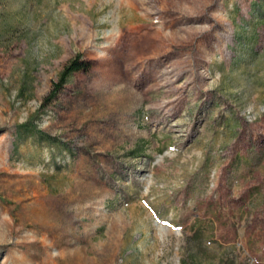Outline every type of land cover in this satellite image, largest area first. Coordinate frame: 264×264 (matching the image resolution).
Listing matches in <instances>:
<instances>
[{
	"label": "rangeland",
	"instance_id": "obj_1",
	"mask_svg": "<svg viewBox=\"0 0 264 264\" xmlns=\"http://www.w3.org/2000/svg\"><path fill=\"white\" fill-rule=\"evenodd\" d=\"M0 264H264V0H0Z\"/></svg>",
	"mask_w": 264,
	"mask_h": 264
},
{
	"label": "trees",
	"instance_id": "obj_2",
	"mask_svg": "<svg viewBox=\"0 0 264 264\" xmlns=\"http://www.w3.org/2000/svg\"><path fill=\"white\" fill-rule=\"evenodd\" d=\"M85 64L83 61L79 60V57L70 60L67 65L64 67L63 71L61 72L59 76V84L57 87L64 86L68 79L78 71L83 70ZM55 91L52 92V95H54Z\"/></svg>",
	"mask_w": 264,
	"mask_h": 264
}]
</instances>
